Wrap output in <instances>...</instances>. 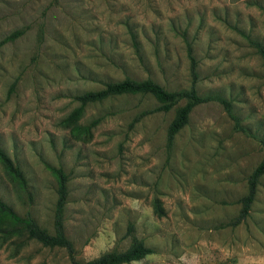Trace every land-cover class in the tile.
<instances>
[{
    "label": "rangeland",
    "instance_id": "rangeland-1",
    "mask_svg": "<svg viewBox=\"0 0 264 264\" xmlns=\"http://www.w3.org/2000/svg\"><path fill=\"white\" fill-rule=\"evenodd\" d=\"M0 199L54 233L57 180L67 175L63 230L86 262L140 239L122 264H264V174L237 225L248 177L264 157V0H0ZM229 99L195 106L166 148L168 111L150 93L81 105L106 82L152 79L170 91ZM143 111L148 113L134 119ZM0 264H73L66 248L0 215Z\"/></svg>",
    "mask_w": 264,
    "mask_h": 264
},
{
    "label": "trees",
    "instance_id": "trees-1",
    "mask_svg": "<svg viewBox=\"0 0 264 264\" xmlns=\"http://www.w3.org/2000/svg\"><path fill=\"white\" fill-rule=\"evenodd\" d=\"M23 30L17 29L9 35L0 40V44L5 41L12 40L21 35ZM259 53L264 59V48L256 44ZM187 55L190 61V75L191 84L188 89L179 91H170L153 81L152 79L134 80L125 78L121 81L106 82L103 88L96 91H89L76 96L81 105L89 102L101 101L104 98L112 95L123 93H150L159 102L160 105L156 110L168 111L180 100L184 99L185 102L178 109L177 115L174 120L169 124L166 135V148L169 149L172 145L175 134L188 122L191 110L204 102L217 101L219 102L227 114L233 119L234 125L240 130H244L241 126L238 116L233 112V106L229 99L220 95H206L202 96L197 92V71L196 59L193 56L190 43H187ZM147 111L141 112L134 121L138 120ZM0 162L5 168L6 172L26 191L27 181L19 167L13 163L8 155L0 149ZM57 180V200L55 203L54 213V233H48L38 227L30 214L21 217L17 215L10 206L0 199V215L8 217L15 227L25 229L30 237L40 241L48 246H62L66 248L69 258L73 264H122L132 260H137L152 252V249L147 247L142 240L136 239L131 245L123 251H108L86 262H80L75 258L74 248L72 242L68 239L63 230V208L67 199V175L61 168H52ZM264 174V157L259 161L248 177L247 191L240 199V209L238 214L228 223L229 225H237L242 222L250 212L251 204L255 198L257 191V184L260 177Z\"/></svg>",
    "mask_w": 264,
    "mask_h": 264
}]
</instances>
